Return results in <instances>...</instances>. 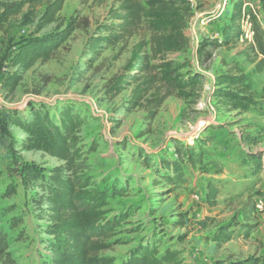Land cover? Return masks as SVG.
Masks as SVG:
<instances>
[{
  "label": "rangeland",
  "instance_id": "374dc122",
  "mask_svg": "<svg viewBox=\"0 0 264 264\" xmlns=\"http://www.w3.org/2000/svg\"><path fill=\"white\" fill-rule=\"evenodd\" d=\"M222 1L193 0L194 16L185 30L188 49L167 55V60L174 64L189 63L182 73L190 71L202 76L196 103L170 97L150 124L146 109L125 113L130 90L114 100L106 96L110 83L129 61L133 45L148 40L146 28L141 27L126 42L103 50L95 59L87 50V43L98 27L109 23L110 10L119 7L115 0H66L57 22L40 32L37 26L42 10L38 9L33 22L22 14L0 33V70L4 73L10 71L5 68L8 62L3 63L4 57L22 39L52 35L56 29L63 30L69 21L76 20L72 36L50 61L39 62L24 72L15 92L2 91L0 86V109L28 114L29 105L36 104V108L43 105L57 122L62 109L68 107L79 113L84 120L81 133L84 144L87 148L92 144L97 147L89 156L85 174L92 178L95 187L103 188L102 183L107 182L127 193L110 200L107 208L108 219H120L115 235L109 240L118 244L102 255L114 259L115 264L126 262L140 246H158L161 255L167 249L183 251L181 264L264 261V211L256 213L255 209V202L264 200V142L245 148L263 155V169L253 176L239 139L243 132L261 131L264 135V73L257 70L260 58L250 49L252 39L247 38V27L243 24V39L218 49L208 45L212 58L199 60L206 43L221 42L224 29L230 27L233 8L228 4L221 12L218 6ZM250 6L264 25V0H252L246 7L247 13L253 11ZM228 71L243 74L252 84L259 98L257 106L239 113L220 105L215 94L216 78ZM211 126L224 131L216 136L222 142L212 149L218 155L219 170L187 167L185 184L172 188L156 170L162 153L169 151L173 147L171 141L176 139L198 142ZM11 130L19 141L20 131ZM27 163L42 168L60 164L35 152L13 158L9 145H0V225L7 226L10 250L18 264H45L46 258L50 259L44 243L49 237L44 232L46 221L39 218L40 211L34 203L42 192L24 186L22 171ZM209 183L219 193L214 204L206 201ZM12 191L14 194L7 196ZM19 215L25 217L24 224L10 229L9 222ZM227 224H239L243 227L240 231L250 230L249 238L239 237L216 247L210 238Z\"/></svg>",
  "mask_w": 264,
  "mask_h": 264
},
{
  "label": "trees",
  "instance_id": "16d2710c",
  "mask_svg": "<svg viewBox=\"0 0 264 264\" xmlns=\"http://www.w3.org/2000/svg\"><path fill=\"white\" fill-rule=\"evenodd\" d=\"M66 0H7L0 1V33L10 22L25 14L33 22L38 9L42 10L38 32L55 24ZM233 11L230 27L223 31V39L209 41L201 49L199 60H210L213 49L228 47L245 37L242 26L246 20L251 25L253 37L250 49L260 58L257 70L264 73V32L258 15L253 10L246 12L252 0H227ZM119 7L111 9L108 22L98 27L89 39L87 50L95 59L109 47H116L132 38L141 27H145L149 38L133 45L131 57L122 71L117 74L106 91L109 100H114L130 90V99L124 106L125 113L136 109L147 110L149 124L157 117L159 109L170 97L194 104L198 99L197 90L202 83L198 73H182L189 66L174 64L167 60L168 54L182 53L188 49L189 40L185 34L189 19L194 16L195 6L188 0H115ZM199 7V6H198ZM76 20L68 22L65 29H56L54 34L43 38L22 39L11 48L3 59L8 62L9 72L1 73V90L13 93L22 81L24 72L37 63H46L72 36ZM248 42V41H246ZM117 56L114 57V59ZM216 97L221 106L229 112H246L257 106L256 92L247 78L238 72L228 71L216 78ZM264 106V105H262ZM29 105V113L20 110L0 109V145H9L13 158L20 154L42 153L60 164L54 168H42L34 164L23 165V184L40 190L34 203L40 211L39 218L46 221L45 234L49 258L45 264H115L114 259L102 254L111 250L116 242L110 243L120 219H108L110 200L124 196L117 185L102 183L103 188L92 185V178L85 174L89 156L96 152V145L86 147L81 136L84 120L72 108L62 109L57 122L43 105ZM12 128L20 131L18 141ZM222 128V127H221ZM220 128V129H221ZM225 128V127H223ZM223 130V129H222ZM215 126L205 129L203 137L196 143L173 140L169 151L160 157L158 173L172 188H180L186 182L187 167L208 166L219 168L218 155L212 149L218 146L216 136L224 131ZM263 134L243 132L239 139L243 155L250 165L253 176L263 169L261 152L245 148L256 147L264 142ZM17 151V152H16ZM215 154L214 156L212 154ZM147 167L151 166L146 163ZM219 170V169H217ZM206 201L214 204L218 189L213 184L206 187ZM14 191L7 196L13 195ZM2 211L0 210V218ZM28 215H26L27 217ZM25 217H14L9 228L24 224ZM184 226V223H181ZM239 224L220 227L210 238L218 248L239 237L249 238L251 231H240ZM243 228V227H241ZM7 226L0 225V264H18L10 250ZM184 252L167 249L160 254L158 246H140L123 264H181ZM222 264V262L218 263ZM231 264H264L260 259H248Z\"/></svg>",
  "mask_w": 264,
  "mask_h": 264
},
{
  "label": "built area",
  "instance_id": "2783aa9c",
  "mask_svg": "<svg viewBox=\"0 0 264 264\" xmlns=\"http://www.w3.org/2000/svg\"><path fill=\"white\" fill-rule=\"evenodd\" d=\"M188 1H190L193 5H194V3H193V0H188ZM228 6V2H227V0H223L222 2H221V4L218 6V8H219V10L221 11V12H223L224 10H225V8ZM251 8H252V10H254L253 9V6H250ZM221 14V13H220ZM244 25L247 27L246 29H247V38H249V39H252V37H253V32L251 31V25H250V23L248 22V20H246L245 22H244ZM255 209H256V213H261V212H263L264 211V200H262V199H258L256 202H255Z\"/></svg>",
  "mask_w": 264,
  "mask_h": 264
},
{
  "label": "crops",
  "instance_id": "0c3cea01",
  "mask_svg": "<svg viewBox=\"0 0 264 264\" xmlns=\"http://www.w3.org/2000/svg\"><path fill=\"white\" fill-rule=\"evenodd\" d=\"M219 15V14H218ZM221 15V14H220ZM259 18V17H258ZM262 24V23H261ZM262 27H263V32H264V25H262Z\"/></svg>",
  "mask_w": 264,
  "mask_h": 264
}]
</instances>
